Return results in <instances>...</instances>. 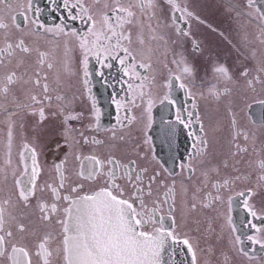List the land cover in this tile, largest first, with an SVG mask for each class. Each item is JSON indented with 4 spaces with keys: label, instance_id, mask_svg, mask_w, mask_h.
<instances>
[{
    "label": "snow or ice",
    "instance_id": "obj_1",
    "mask_svg": "<svg viewBox=\"0 0 264 264\" xmlns=\"http://www.w3.org/2000/svg\"><path fill=\"white\" fill-rule=\"evenodd\" d=\"M167 3L171 11L172 24L175 25V35L188 36L189 33L178 24V20H183L191 13L187 12L178 0H167ZM49 4H56V0H49ZM253 4L254 0H248L249 7ZM139 7L144 11L146 7L155 9L156 5L152 0H148L147 5L144 0H141ZM130 8L131 6H125L124 0H111V3L105 0L102 8L93 7L87 3V0H59V4L51 11L60 12L62 19L58 17V23L46 26L38 18L42 15L41 9L34 7V0H27V6L23 12L10 17L17 29L22 27L23 22H27L30 26H34L37 33L42 32L44 35H51L57 39L67 38L69 42L76 41L81 53L80 64L83 73L81 94L86 95L91 101L89 105L75 111L71 101L64 102V97L57 96L59 110L52 114L60 117L59 135L63 138V143L57 142V149L69 150L65 160L68 156H72L81 162L78 178L72 182L74 186L67 189V194H61V191L65 189L66 179L62 172L65 161H61L54 165L59 177L58 185L47 183L44 186L51 190L53 202L49 203L37 198L36 207L41 213L40 219L44 222H50L52 216L58 212L57 202H66L63 207V218L56 220L62 228L58 238L60 246L56 251L62 255L64 264H168L164 257L173 245H177L191 253V264H198V239L192 235L193 229L188 231L183 229L192 218V222L196 225L194 231H199L200 221L194 218V214L209 209L217 212L219 208L224 209L222 214L218 213L223 221L222 230L227 229L229 242L235 251L242 256L249 255L244 247L245 240L264 248V192H259L252 187L236 191L235 186L243 179L240 175L213 178L214 172L219 177L218 168L203 167L205 161L198 159L206 156L209 141L203 137H197L191 131L188 134L193 137V140L187 160L179 156L173 148L177 138V126L190 130L194 120L197 123L200 121L199 115L192 110L185 109L183 106L174 110L171 108L174 103L172 91L177 81H179L180 89L188 95H193L192 107L196 108L195 96L191 92L190 85L185 81V76L191 71L189 67L184 66L179 73L170 72L161 85L165 92L158 97L159 104L170 111L171 115L161 116L157 123L153 116L155 101L151 99L150 93L140 91L141 100L145 95H148L149 99L146 106L141 109L139 120L143 126L135 138L131 134L126 136L123 132H119L120 129L128 128L137 118L130 115L131 108L126 107L117 96L112 97V103L116 109L115 123L111 127L102 126L101 108L98 106L96 97L92 95L93 72L89 68L90 59L94 58L99 65L95 75L101 79L105 76L104 69L112 68V61L119 62L120 70L127 78L122 81L127 85V102L132 105H135L137 89L142 88L146 80L137 69L151 68V64L148 63L137 64L136 52L130 46L131 40L123 31L125 17L133 16ZM5 9L12 10L10 0H0V30L9 28V24L5 21ZM28 13H32L34 17L30 21ZM19 16L23 17L22 22H17ZM77 20L87 25L85 31L81 32L73 26ZM260 20L264 21V12L261 13ZM127 22L131 23V20L128 19ZM161 39L164 37L161 36ZM124 41L128 42L127 45ZM67 51L66 44L65 55ZM31 52L32 49L24 39L7 43L6 47H0V66L5 64V60L10 64L18 54L30 55ZM47 55L45 52L39 53L38 65L45 63ZM173 63L180 65L185 62L174 60ZM47 67L52 68L53 64L48 63ZM215 71L225 79H230L226 67L218 66ZM259 71L264 72V64ZM242 75L246 77L249 73L245 71ZM36 76L34 84L40 86L39 73H36ZM18 79L20 77L17 76L16 71L0 75V94L6 95L10 91L9 86L16 83ZM247 83L251 86L253 81L248 80ZM48 91V84L45 83L43 99L33 94L29 97L31 104L18 105L22 109H35L31 114L38 118V127L43 126L49 118L43 107L45 101L51 103L52 100ZM259 103L264 105V100ZM122 109L123 114H121ZM73 122L79 123L81 127L77 129ZM231 124L233 128L237 125L234 116ZM262 125H264V117H262ZM200 131H204L202 124ZM86 132L110 133V141L124 142L130 146L131 152L123 157H117L111 153L107 156L96 154L81 156L76 152L78 146L89 142L100 146L106 143L104 139H97L96 135H92L90 140ZM241 135L245 141L249 139L247 132L236 131L231 136L229 143L236 148V152L232 153L233 156L247 151L246 148H241L238 143H235ZM7 139L9 158L5 164L10 165L11 126ZM157 140L168 146L169 154L164 160H161L155 151L154 146ZM178 160L179 163H177ZM19 161L23 167L19 174L13 172L15 195L18 201H22L25 207H29L37 191L44 190L38 189L37 185L40 174L38 145L25 143L23 151L19 154ZM169 163L171 167L168 166ZM224 167L227 165L225 164ZM260 167L264 168V162H261ZM198 169L201 177L198 180V186H185L184 173L187 172V179L191 181ZM3 172L4 169L0 168V173ZM177 176L182 178L179 190ZM260 179L264 180V176ZM87 184H95L96 188H88ZM234 191L235 196L232 195ZM225 192L228 193L226 198ZM258 195L262 197V206L259 208L255 203ZM9 203L10 200L0 201V258H6L11 264H32L30 250L13 242V231H5L7 221L4 205ZM238 207H242L245 213V218L240 222L239 227L233 216L235 208ZM249 217L251 219H248ZM255 221L260 223L257 224ZM246 229L254 230V234L249 235ZM18 230L24 232V225L20 224ZM54 240H57L56 236L46 233L36 245V255L45 257L44 264H48L47 257L52 255L49 242Z\"/></svg>",
    "mask_w": 264,
    "mask_h": 264
},
{
    "label": "flooded vegetation",
    "instance_id": "obj_2",
    "mask_svg": "<svg viewBox=\"0 0 264 264\" xmlns=\"http://www.w3.org/2000/svg\"><path fill=\"white\" fill-rule=\"evenodd\" d=\"M107 2L111 3V0ZM124 2L125 6H131L133 16L125 17L123 31L131 40L130 46L136 52L137 64L148 63L151 64V68L137 69L146 80L142 88L137 89L135 105H132L127 102V85L122 83L127 78L123 76L119 62L112 61V68H105V76L101 79L95 75L99 65L94 58L90 59L89 68L93 72L92 95L96 97L98 106L101 108L102 126L111 127L115 123L116 109L112 103V97L117 96L126 107L131 108L130 115L137 118L128 128L120 129L119 132H123L126 136L131 134L135 138L143 126L139 120L141 109L146 106L149 99V96L145 95L141 100L140 91L150 93L151 99L155 101L153 116L158 123L160 119L157 116L160 105L158 97L165 92V89L161 87L164 79L170 72L179 73L184 66H187L191 71L185 76V81L190 85L191 92L195 96L196 108L192 107L193 95L186 94L183 89H181L184 96L183 102L179 100L180 97L178 98L175 92L172 93L174 103L171 108L174 110L183 106L185 109L192 110L199 115L200 121L197 123L194 120L190 130L177 126L176 140L183 141L185 151L176 152V144H174L175 152L185 160L188 159L193 140V137L188 134L191 131L197 137H203L209 141L206 156L198 159L205 161L203 167L218 168L219 177L214 172L213 178L240 175L243 179L235 186L236 191L252 187L259 192H264V180L260 179L264 176V168L260 167L261 162H264V125H262L264 105L259 103L264 100V72L259 71L264 64V34L261 33L259 26L249 27L245 24L244 27V19L219 14L218 4L212 1L209 3L207 0H178L191 15L178 20V24L189 35L177 37L167 0H152L156 5L155 9L146 7L144 11L139 7L141 0H124ZM87 3L95 8H102L105 0H87ZM144 3L147 5L148 0H144ZM10 4L12 10H4L5 21L9 24V28L0 30V47H6L7 43L24 39L32 52L30 55L18 54L10 64L5 60V64L0 66V75L16 71L17 76L20 77L16 83L9 86L10 91L6 95L0 94V168L4 169V172L0 173V201L10 200L9 204L4 205L7 221L5 231H13V242L30 250L32 264H44L45 257L36 255V245L46 233H52L57 240L49 242L52 255L47 257L48 264H64L62 255L56 251L60 246L58 238L62 232L61 225L56 223V220L63 218V207L66 202H57L58 212L52 216L50 222L40 219L41 213L36 204L37 198L45 202H53L51 190L44 186L47 183L58 185L59 177L55 172V164L65 161L62 172L66 179L65 189L61 191L62 195L67 194L70 186H74L72 182L78 178L77 174L80 171L81 162L72 156H68L65 160L69 150L65 148L59 151L56 147L57 142L63 143V138L59 135L60 117L52 115L59 110L56 97H64V102L71 101L75 111L81 110L91 101L86 95L81 94L83 73L80 64L81 53L76 41L69 42L67 38L57 39L51 35H44L42 32L37 33L34 26H30L27 22H23L22 27L17 29L10 17L23 12L27 6V0H10ZM57 4L59 0L51 5L49 0H34V7L40 8L42 12L38 18L46 26L58 23V17L62 19L60 12L51 11ZM28 17L29 21L34 18L32 13H28ZM128 19L131 23L127 22ZM22 21L23 17L19 16L17 22ZM73 26L81 32L87 28V25L79 20L75 21ZM161 36L164 39H161ZM124 43L127 45L128 42L124 41ZM66 44L67 55H65ZM40 52L48 54L43 65H38ZM174 60H183L185 63L178 65L173 63ZM48 63H52L53 67L48 68ZM218 66L228 69L230 79H225L215 71ZM245 71L249 73L246 77L242 75ZM36 73H39L40 86L34 84L37 79ZM257 77L259 79H256ZM248 80L253 81L251 86L248 85ZM45 83L48 84V95L52 100L51 103L44 102L43 107L49 118L43 126L38 127V118L31 114L35 109H22L18 105L31 104L29 97L33 94L43 99ZM178 85L179 81L176 82V89L179 88ZM171 114L170 111L163 109L161 116L167 117ZM233 116L237 121L235 128L231 124ZM201 124L204 128L203 132L200 131ZM73 125L77 129L81 127L77 122H73ZM10 126L12 148L11 164L8 165L5 161L9 158L7 136ZM236 131L249 133V139L245 141L243 135L239 136L235 143H238L241 148H246L247 151L233 156L232 153L236 152V148L229 142ZM86 135L90 140L92 135H96L97 139H104L106 143L100 146L89 142L78 146L76 152L81 156L93 154L107 156L111 153L117 157H123L131 152L130 146L124 142L110 141V133L86 132ZM77 138L79 139L78 135ZM25 143L38 145L40 174L37 185L38 189H44L37 191L29 207H25L22 201H18L13 176V172L19 174L22 171L23 165L19 161V154L23 151ZM166 157L162 156V158ZM179 162L178 160L177 163ZM225 164L227 167H224ZM168 166L171 167V164L169 163ZM187 175V172L183 175L185 186H198V180L201 179L199 169L193 180L188 181ZM176 181L179 190L182 178L177 176ZM86 187L95 189L96 185L87 184ZM227 195L228 193L225 192V198ZM232 195L235 196V191ZM261 200L262 197L259 195L255 198L257 208L262 206ZM223 211V208H219L217 212L211 209L201 210L194 214V218L200 221L199 231H194L196 225L192 222V218L183 229L185 231L193 229L192 235L198 239V264H264V248L259 244L245 240L244 247L249 253L248 256H242L232 248L227 229L222 230L223 221L221 215H218ZM233 216L239 227L240 222L245 218L242 207L235 208ZM255 223L259 224L260 221ZM20 224L24 225V232L18 230ZM246 231L249 235L254 234V230L246 229ZM0 264H11V262L6 258H0Z\"/></svg>",
    "mask_w": 264,
    "mask_h": 264
},
{
    "label": "bare ground",
    "instance_id": "obj_3",
    "mask_svg": "<svg viewBox=\"0 0 264 264\" xmlns=\"http://www.w3.org/2000/svg\"><path fill=\"white\" fill-rule=\"evenodd\" d=\"M209 3L212 1L213 3L218 4L217 12L224 16H231V17H240L244 19V27L245 24L249 27L259 26L261 33L264 34V21L260 20V15L262 12H264V0H254V4L252 7L248 6V0H207ZM178 95L179 100H184V96L182 95V91L180 88L173 89L172 93ZM163 109L161 105L158 107L157 116L160 118L161 113L163 112ZM182 140L178 139L176 140V149L178 151H185V146L182 145ZM155 149L157 155L162 158V156H167L169 153L168 146L166 144L160 143L159 140H157L155 144ZM165 158H162L161 160H164ZM87 163V162H86Z\"/></svg>",
    "mask_w": 264,
    "mask_h": 264
},
{
    "label": "water",
    "instance_id": "obj_4",
    "mask_svg": "<svg viewBox=\"0 0 264 264\" xmlns=\"http://www.w3.org/2000/svg\"><path fill=\"white\" fill-rule=\"evenodd\" d=\"M164 259L168 264H191V253H188L182 246L173 245Z\"/></svg>",
    "mask_w": 264,
    "mask_h": 264
},
{
    "label": "clouds",
    "instance_id": "obj_5",
    "mask_svg": "<svg viewBox=\"0 0 264 264\" xmlns=\"http://www.w3.org/2000/svg\"><path fill=\"white\" fill-rule=\"evenodd\" d=\"M209 91H211V89H209Z\"/></svg>",
    "mask_w": 264,
    "mask_h": 264
}]
</instances>
